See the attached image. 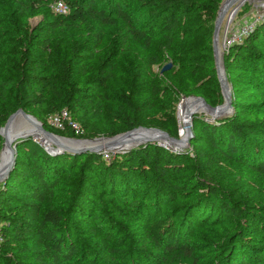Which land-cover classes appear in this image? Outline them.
<instances>
[{
    "label": "trees",
    "instance_id": "1",
    "mask_svg": "<svg viewBox=\"0 0 264 264\" xmlns=\"http://www.w3.org/2000/svg\"><path fill=\"white\" fill-rule=\"evenodd\" d=\"M56 1L12 0L7 15L0 0V45L43 15L17 57L0 50V127L22 108L64 136H112L155 125L153 111L173 115L179 94L221 102L212 33L223 0H62L61 13L51 10ZM168 60L153 75L152 65ZM223 63L232 112L214 121L195 115L190 144L205 140L264 176V17L225 48ZM62 109L82 133L46 122ZM205 159L204 150L191 156L156 142L107 154L50 153L31 137L19 141L0 182V234L14 243L0 245V264H264V206L206 176ZM59 191L66 196L56 206ZM111 199L134 220L140 247L112 235L126 228L107 214ZM77 222L87 223L89 239L76 237ZM212 222L226 223V233L204 256L197 228Z\"/></svg>",
    "mask_w": 264,
    "mask_h": 264
},
{
    "label": "rangeland",
    "instance_id": "2",
    "mask_svg": "<svg viewBox=\"0 0 264 264\" xmlns=\"http://www.w3.org/2000/svg\"><path fill=\"white\" fill-rule=\"evenodd\" d=\"M243 1L244 3L237 9L236 13L234 14L233 18L231 19L228 25H226L227 20L233 6L227 10L221 22V26L218 34V42H219V48L222 53V58L225 48L228 46V41L231 39V35L238 34L243 27H245L247 24L252 22L255 18L261 15L264 16V0H241L240 2ZM1 4L3 10L8 15L10 9L13 7L12 0H2ZM51 10L53 11V5L51 6ZM42 19H43V15L41 14L28 17L24 21L23 27L19 28L18 26H16L15 29L13 30V33L6 34L3 37L1 41L3 42V45H0V50L3 51L4 53L17 57L19 55L18 51L22 50V47H24L25 43H27L31 38L34 37L33 34L35 32V28ZM108 32H109V37L107 40V45L108 47H110L114 44V35H113L114 33L112 29L108 30ZM167 63H170L171 66L173 65V63L170 60L165 62L161 61L159 63L153 64L152 65V70L154 73L153 75H156V73L161 74L162 67ZM229 86L231 87L230 84ZM189 96H199V95L179 94L174 104L173 115L170 116L167 113L165 112L163 113L160 110L148 113L147 117L155 125H149L145 127H155L167 132L171 137L181 138L184 135L185 126H183V124L181 123L180 106H181V102L185 101L186 98ZM231 97H232V92H231ZM223 101L224 98H223V94L221 93V102H219L216 105L223 103ZM161 102L163 106L167 104L165 99L161 100ZM17 109H15L13 112H15ZM231 112H232V108L231 111L227 112L224 115H221L220 117L229 116ZM195 115H201L206 120L209 117L203 109L202 111L195 112L190 120L191 128L193 123V117ZM49 118L50 116L47 118L46 122L50 125ZM215 119L217 118L208 121H214ZM165 127L174 128L173 134L167 131ZM55 134L64 136L59 133H55ZM64 137L92 140L98 137H110V136L98 135V136H87V137L86 136L84 137L64 136ZM36 138L37 141L40 142L42 141L40 139L44 137L41 135H37ZM152 142H156L157 144L162 143L163 145L160 144L159 145L165 148H169L172 151H179V152L187 151L191 156L194 155L196 150L206 151V159H205L207 160V168L205 170L206 176L219 182L223 187L227 188L236 198H250L253 202V205L257 208L258 206L259 207L264 206V176L256 174L253 171L243 169L240 165L221 158L208 145V143L205 140L199 142L196 146L191 145L189 140V144L180 148H176L174 145L170 144L167 140L156 139ZM48 144L50 145V143ZM51 145L53 146L52 143ZM1 148H0V152H1ZM123 151L125 150L105 149L100 152L109 154V153H120ZM65 196H66L65 191L57 192L54 196L55 205L56 206L62 205L65 201ZM105 205H106L105 210L107 214L113 216V218L117 219L126 228V229H120V231L112 232V235L114 237L123 236L126 247H131V248L140 247L142 239L138 234L139 232L137 231V227H136L137 225L134 223L133 219L128 218V215L125 213V211L122 208L118 207L121 206L120 203H118L115 199H111V201L107 202ZM77 228H78L76 233L77 238L79 237L80 239L83 240L89 239L90 231L87 223L77 222ZM226 228H227L226 223H215V222L197 228L195 241L201 244L200 249L204 248L202 251V254L204 256H209L210 247L218 246L223 242L226 233ZM13 244L14 243L9 238H5L0 234V245L12 246Z\"/></svg>",
    "mask_w": 264,
    "mask_h": 264
},
{
    "label": "water",
    "instance_id": "3",
    "mask_svg": "<svg viewBox=\"0 0 264 264\" xmlns=\"http://www.w3.org/2000/svg\"><path fill=\"white\" fill-rule=\"evenodd\" d=\"M243 3L244 1L237 2V0H223L219 5V8L217 10V14L214 20V27H213V33H212V49H213V57H214V66H215L217 79L220 84V89H221V93L223 94L224 101L223 103L219 105L211 106L201 96L187 97L186 99H190L191 102L185 107V109L188 112V122L186 125V133L184 137L174 138V137L169 136L167 132L160 130L158 128H155V127L137 126L130 130L116 134L114 136L94 138V139H99V138L108 139L109 141L105 143V145L98 144V145H92V146H87V145L83 146L79 144H67L63 142V139L73 140L75 142L85 141L87 139L69 138V137L57 135L45 129L42 123L35 116H33L30 113H27L22 108H18L15 112L11 113L7 117L4 125L0 127V135L3 138L2 148L7 149V153H8L5 158V162L2 166V169H0V182L6 179V177L8 176V174L10 173V171L12 170L14 166L16 148H17L18 142L23 139H27L29 137H31L34 140H37L35 137H33V135L27 133L25 129H20V128L15 127V116L17 114H22L25 117H31L35 121V125L37 126L36 132L45 137L44 140L40 142L42 145H44L46 150L50 153H58V152H63V151H66L69 153H77V152H86V151L100 152L105 149L113 150L112 149L113 146H115L120 140L124 139L125 137L130 135L134 130H138V129L148 131L152 133V135L150 137L138 138L136 142L132 146H130L128 149H131L140 144L152 142L156 139L167 140L171 142L172 144H175L174 146L176 148H180V147H183L189 144V140L193 135L190 120L193 114L197 112L196 109H194L195 104H198L199 107H201L205 111V113L209 116L207 120L218 118L221 115H224L227 112L231 111V108H232L231 87L229 86L228 81H227L222 53H221V59L219 60L218 34H219L221 22L227 10L233 6L230 11L226 25L229 24L234 14L236 13L237 9ZM170 67H171L170 63L165 64L162 67L161 72L168 70ZM48 143H50V146L46 145ZM51 143L53 144V146L51 145ZM159 144L163 145L162 143H159Z\"/></svg>",
    "mask_w": 264,
    "mask_h": 264
},
{
    "label": "bare ground",
    "instance_id": "4",
    "mask_svg": "<svg viewBox=\"0 0 264 264\" xmlns=\"http://www.w3.org/2000/svg\"><path fill=\"white\" fill-rule=\"evenodd\" d=\"M240 1L241 0H237V2H240ZM218 55H219V60H220L221 59V50L219 48V42H218ZM190 102H191L190 99H186L185 101L181 102V106H180L181 123L183 124V126H185L184 127L185 132H184V135L182 137L185 136L186 125L188 122V112L185 109V107ZM194 109H196V111H202V108L199 107L198 104H195ZM15 127L20 128V129H25L27 131V133L33 135V137H35V138L37 135H40L39 133L36 132L37 126L35 125V121L31 117H25L22 114H17L15 116ZM151 135H152V133H150L148 131H144L141 129L134 130L130 135H128L124 139L120 140L115 146H113L112 149L113 150H127L130 146H132L136 142V140L138 138L150 137ZM41 136H43V135H41ZM44 138H42L40 140H43ZM108 141L109 140L105 139V138H99V139H94V140H85V141H79V142H75L73 140L63 139V142H65L67 144H79V145H83V146H86V145L92 146V145H98V144L105 145V143H107ZM169 143L172 144L171 142H169ZM46 145L50 146L49 144H46ZM172 145H175V144H172ZM7 154H8L7 149L2 148V150L0 152V162H1L0 163V169H2V166L5 162V158H6Z\"/></svg>",
    "mask_w": 264,
    "mask_h": 264
},
{
    "label": "built area",
    "instance_id": "5",
    "mask_svg": "<svg viewBox=\"0 0 264 264\" xmlns=\"http://www.w3.org/2000/svg\"><path fill=\"white\" fill-rule=\"evenodd\" d=\"M66 9H67L66 5H65V3L62 0H57L53 4V10L55 12H58V13L65 12ZM263 17L264 16L261 15V16L255 18L252 22H250L245 27H243L238 34L231 35V39L228 41V45L231 42H233L234 40H236L237 38H239L241 35L245 34L246 31L248 29H250L255 22L261 20ZM49 121H50V125H52L55 128L64 129L65 125H68L76 133H82V130H81L80 126L77 123L72 122L70 120L69 113H68V111L66 109H62L60 112L51 115L50 118H49Z\"/></svg>",
    "mask_w": 264,
    "mask_h": 264
}]
</instances>
